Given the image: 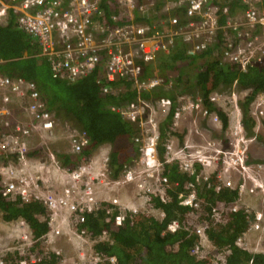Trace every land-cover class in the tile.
Instances as JSON below:
<instances>
[{
  "label": "built area",
  "instance_id": "obj_1",
  "mask_svg": "<svg viewBox=\"0 0 264 264\" xmlns=\"http://www.w3.org/2000/svg\"><path fill=\"white\" fill-rule=\"evenodd\" d=\"M103 1L0 0V24H7L14 16L18 27L38 40L41 53L49 58L54 76L74 82L102 63L103 74L109 81L102 86L104 92H115L112 82L123 78L133 79L139 89L160 84L161 78L158 76L142 77L143 64L140 60L149 62L159 52H169L178 40L186 44L189 56L217 47L220 50L219 58L224 63L238 64L244 70L253 63L264 64V0H239L241 8L233 12L230 0H163L165 12L161 18L151 21L138 17L142 8L141 0H106L117 10L112 13V19L107 17L102 7ZM173 9H179L180 13L171 14ZM179 97L174 111V125L188 113L207 117L215 124L222 125L218 111L211 110L200 94H183ZM220 97L221 94L217 92L210 94L216 106ZM231 100V106L221 109L229 117L235 136L234 149L223 151L222 147L216 146L215 141L195 148H190L191 144L186 142L176 148L168 140L164 143L162 158L159 154L160 124L152 100L139 98L124 107H117L139 127L135 140L141 146V155L138 167H127L118 178H111L108 150L98 157L83 153L90 143L84 128L50 109L34 80L0 71L1 190L8 196L19 195L24 202L39 201L45 205L47 213L39 215L50 226L43 235L45 242L50 243L63 233H71L77 237L80 264L115 262L116 255L103 254L95 246L97 241L107 239L108 233L94 238L80 231L78 223L86 220L88 212L99 209L106 210L108 216L112 215L113 207L101 202L98 196L101 187L113 188L135 182L147 199L156 193L163 196L171 185L165 174V164L176 162L182 171L195 174L196 180H187V191L180 193L181 203L188 205L194 212L198 213L203 208L197 188L201 179L209 181L215 175L222 185L238 188L239 197L228 209L231 212L244 209L250 224L237 237V243L251 250L250 231L262 228L264 212H252L247 205L243 207L240 198L246 191H254L257 186L264 194V181L257 183L256 175L249 172L253 168L247 163L242 149L246 135L241 103L236 92L232 93ZM159 104L160 110L167 115L173 101L163 97L159 99ZM250 114L256 120L257 127L264 124V91H259L253 98ZM60 135H66L71 147L66 153L80 155L76 165L63 163V157L59 156L60 150L53 145ZM197 164L202 166L199 171ZM237 171L243 179L234 185L231 173ZM249 179L256 183L248 189ZM220 187V184L217 185L218 189ZM148 191L153 194L147 195ZM103 199L120 208L112 219L115 224L122 225L128 210L125 205H120L119 196L112 198L110 195V198ZM151 201L150 197L149 203L153 204ZM130 209L134 215L142 211L136 205L130 206ZM154 209L163 219L165 212ZM220 209H223L222 205L215 204L209 213L212 217H221ZM13 222L18 226L25 225L29 231H19L21 244L30 240L29 244L32 245L36 240L28 222L22 217ZM212 225L205 218L192 228L200 237L199 244L210 241L208 231ZM179 227L178 219L168 224L172 231ZM30 248L23 250L17 246L14 250L21 255L31 253L29 258H22L20 264L38 262L47 255L46 252L34 253ZM0 264H6L4 257H0ZM58 264H67L66 259L62 256Z\"/></svg>",
  "mask_w": 264,
  "mask_h": 264
},
{
  "label": "trees",
  "instance_id": "obj_2",
  "mask_svg": "<svg viewBox=\"0 0 264 264\" xmlns=\"http://www.w3.org/2000/svg\"><path fill=\"white\" fill-rule=\"evenodd\" d=\"M103 5L106 14L112 19V13L117 10L106 0ZM230 5L233 12L239 6V0H230ZM170 13L178 14L180 10L173 9ZM186 48V44L178 40L172 50L158 53L154 60H140L143 64L142 77H161L160 84L139 89L134 85L133 79L123 78L111 84L113 88L121 85V90L104 92L102 86L109 81L103 74L102 63L91 73L74 82L54 76L49 58L41 53L38 40L18 27L14 16L7 24H0V71L34 80L50 109L55 110L58 116L84 128L90 137V143L83 151L86 155L90 156L98 146L110 143L112 148L109 169L112 178H118L134 158L140 157L141 146L135 140L139 127L117 109L139 98L159 100L169 97L173 101L169 113L161 122V158L164 156V143L169 132H172L177 92L186 91L191 86L197 87V94L202 96L204 103L211 110L218 111L225 128L229 124L228 114L212 102L210 94L214 91H230L234 85L249 89L250 92L241 102V108L246 135H255L256 120L250 114V104L259 91H264V64L253 63L244 70L238 64L224 63L217 56L211 57L217 47L195 56H189ZM201 57L204 61L198 65L196 71L188 72V65L192 66ZM61 155L65 164L76 165L80 157L78 154L69 153ZM73 158L75 159L72 160ZM201 167L200 164L196 166L198 171ZM165 174L168 175L171 186L166 188L163 196L160 193L153 194L151 201L154 208L165 212L163 219L157 215H134L128 211L125 222L117 225L112 216L119 212L120 208L106 202L108 206L113 207L112 215L108 216L106 210L99 209L88 212L86 220L78 223L80 231L94 238L105 232L109 235L107 239L97 241L95 246L103 254L116 255L117 260L97 264H213L209 258L197 254L202 246L199 244L200 237L192 229L196 224L190 222L194 220V214L197 212L180 201V193L187 191V180H196L195 174L182 171L176 162L165 164ZM221 182L213 175L209 181L204 180L202 185H197L203 207L208 206V209H211L214 204L220 202L230 205L238 199V188L224 186ZM219 184L221 187L218 189ZM0 211L4 220L10 223L20 217L24 218L36 240L34 245H37L38 238L50 229L48 221L39 217L40 214L47 213L45 205L39 201L24 202L19 195L8 196L3 193L1 187ZM229 215L227 223L221 228L213 226L208 231L212 242L219 249L225 250L221 264H264V252H252L237 243V237L244 233L250 224L244 209L230 211ZM174 219L180 221V227L171 231L168 224ZM34 248L35 246H31L30 250ZM30 256L31 253L21 255L18 251H8L4 258L6 264H20L22 258ZM61 257L58 252L50 251L41 261L28 264H58Z\"/></svg>",
  "mask_w": 264,
  "mask_h": 264
},
{
  "label": "rangeland",
  "instance_id": "obj_3",
  "mask_svg": "<svg viewBox=\"0 0 264 264\" xmlns=\"http://www.w3.org/2000/svg\"><path fill=\"white\" fill-rule=\"evenodd\" d=\"M140 4L142 5L140 14L143 18L149 19L152 17L153 19H159L165 12L163 0H141ZM213 56L220 57V50L215 49V51L211 54V57ZM203 61V57L198 58L197 62L192 64V66L188 65L187 71H196L198 65H201ZM120 88L121 85L115 86V92L119 91ZM215 92L221 94L219 103L217 104L219 107L224 108L231 106V97L233 92H236L238 102L240 104L246 98V95L250 92V90L246 88H239L238 86L234 85L233 89L230 91H214L213 93ZM177 94L178 99L180 98L179 96L183 94H197V87L194 88L191 86L188 88V90L177 92ZM151 104L152 106L155 105L154 108L157 111V120L161 127V122L165 119L164 117L166 115L160 110L159 100L153 99V101H151ZM171 130L172 132H169L167 141L171 140L176 148L183 146L184 144H186V142L191 144L192 147L190 148H195L197 146L207 145L209 141H215L216 146L222 147L223 151H231L232 149H234L235 136L232 132L231 125L228 124V126L225 128L223 126V123L222 125H217L207 117L193 116L189 113L185 114L182 116L177 125H174L173 123V125L171 126ZM254 130L255 135L248 136L246 135V131L244 129V133L246 136L243 138L244 145L242 149L244 150L247 163L250 164L253 168V170L250 169L249 172L254 173L257 178V183H260L264 181V124L260 125L259 127L255 125ZM62 140L65 141L63 142ZM53 145L60 151H62L61 153H64V150L66 149H71L66 135L58 136L55 142H53ZM107 148H109V150L111 151L112 145L110 143L102 144L99 149L96 148L92 152V155H103L105 152H107ZM139 164V159L134 158L131 161L129 167H138ZM260 164L262 165L260 166ZM240 176L241 174L239 171L231 173V178L233 179L234 185L238 184V182L243 179V177L241 179ZM256 181L249 179L247 182L248 189L251 186H254ZM203 182L204 181L201 179L198 187L202 185ZM137 186L138 185L135 182H132L115 186L113 188H109L107 186L101 187L98 196L103 203L108 202L105 201L106 199H103L105 198V196L106 198H110V195L112 196V198L114 196H119L120 205H125L124 207L126 208V210L131 211L132 209H130V206L136 205L138 206L140 211L142 210L141 213L154 216L157 215L159 217L160 213L154 209L155 206H153V204L149 203L150 197H153V195L150 194L153 193H149L148 191L147 195L149 194L150 196H148L147 199V197L139 191ZM150 192L154 191L150 190ZM240 204H242L243 207L245 205L249 206L252 212H255L256 210L264 211V194L262 193V189L257 186L254 192L246 191L243 194V197L240 198ZM219 205H222L223 208L220 209L222 211L221 217L219 215L216 218L214 216L212 217L209 213L210 209H208V206H206L203 207L198 213H195L194 220H190V222L193 221L195 222V224H199L202 222V219L206 218L213 224L212 227H222L225 224L224 221L230 218V211L228 209V204H222V202H220ZM261 229H259V233L261 232ZM20 230L23 233L29 232L26 229L25 225L18 226L16 222L10 223L5 221L2 216V212L0 211V257H4L8 251L12 252L16 250L17 246H21L23 250H28L31 246H35L34 249H31V251H34V253H49L50 251L56 250L59 251V254L66 259L67 264H80V260L77 254L79 250L77 237L74 234L63 233L59 235L56 240L50 243H47L44 241V239H41L40 241H38L37 245H34V243L30 245V240H26L25 244L22 245V241L18 237ZM258 238V231H250L249 242L251 245V249H254L255 244L259 242V240L256 241ZM201 246V250L197 253L198 256L209 258L210 262H212L213 264H221L224 259L225 250L219 249L212 241H205Z\"/></svg>",
  "mask_w": 264,
  "mask_h": 264
},
{
  "label": "crops",
  "instance_id": "obj_4",
  "mask_svg": "<svg viewBox=\"0 0 264 264\" xmlns=\"http://www.w3.org/2000/svg\"><path fill=\"white\" fill-rule=\"evenodd\" d=\"M63 142L65 141V140H62ZM57 143V142H56ZM100 148V146L97 148V149H99ZM108 150H109V148H107ZM69 150L70 149H66V150H64V153H66V152H69ZM60 152H62V151H60ZM63 153V154H64ZM71 155V154H70ZM60 157H62V155H59ZM98 156H100V155H97V157ZM75 158H73L72 160H74ZM254 191H255V189H254ZM253 191V192H254ZM254 194V193H253ZM252 194V195H253ZM252 195H251V197H252ZM263 211V210H262ZM264 212V211H263ZM262 222V229H261V232L259 233V230H258V234H259V238L256 240V241H258L259 240V242H257L256 244H255V246H254V251H256V252H264V225H263V223H264V218H263V220L261 221ZM254 233H256V232H254Z\"/></svg>",
  "mask_w": 264,
  "mask_h": 264
},
{
  "label": "clouds",
  "instance_id": "obj_5",
  "mask_svg": "<svg viewBox=\"0 0 264 264\" xmlns=\"http://www.w3.org/2000/svg\"><path fill=\"white\" fill-rule=\"evenodd\" d=\"M102 7L105 9V11H106V8L104 7V5H103V3H102ZM236 8H241L240 7V5L238 6V7H236ZM138 15H140V16H138L139 18L141 17V14H138ZM161 15V14H160ZM12 17V16H11ZM107 17H108V15H107ZM109 18V17H108ZM141 20H148V21H151V20H149V19H152V20H154L152 17L151 18H140ZM18 26V25H17ZM23 30V29H22ZM34 37V36H33ZM161 52H163V51H161ZM160 53V52H159ZM156 58V57H155ZM154 58V59H155ZM153 59V60H154ZM161 78V77H160ZM162 80V79H161ZM123 87H121L119 90H121ZM163 98V97H162ZM169 98V97H168ZM152 100V99H151ZM153 101V100H152ZM55 111V110H54ZM56 112V111H55ZM161 129V128H160ZM138 131H139V129H138ZM104 144H106V143H104ZM101 146V145H100ZM99 147V146H98ZM109 151V154H110V150H108ZM141 155V154H140ZM110 177H111V175H110ZM112 178V177H111ZM106 197V196H105ZM21 218V217H20ZM29 224V223H28ZM169 229V228H168ZM172 231V230H171ZM255 231H258V230H255ZM56 238H58V237H56ZM56 238L54 239V240H56ZM43 240L44 238H43V236L41 237V238H38V241H40V240ZM53 240V241H54ZM210 241H212L211 239H210ZM52 242V241H51ZM53 251H56V250H53ZM250 251H252V252H256V251H254L253 249H251ZM56 252H59V251H56ZM48 254V253H47Z\"/></svg>",
  "mask_w": 264,
  "mask_h": 264
}]
</instances>
